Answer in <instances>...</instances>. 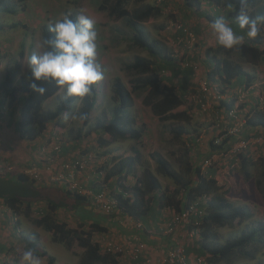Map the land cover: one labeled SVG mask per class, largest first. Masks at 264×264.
I'll return each instance as SVG.
<instances>
[{
	"label": "trees",
	"instance_id": "obj_1",
	"mask_svg": "<svg viewBox=\"0 0 264 264\" xmlns=\"http://www.w3.org/2000/svg\"><path fill=\"white\" fill-rule=\"evenodd\" d=\"M9 1L0 0V14L2 12L12 13L15 10ZM18 1L24 3L26 0ZM178 1L181 8L186 11L185 13L194 17L195 24L192 27L198 33L200 32V36L195 35L190 27L176 21L175 23H180L182 26L175 30L177 35L175 41L183 39L181 45L186 47L185 40L191 32L195 38L193 43L195 48L192 52L195 57L190 58L195 64L205 69V76L211 83H218L223 89L222 99H224H221L214 109L218 115L217 119L209 124L211 131L206 130V136L209 138L202 141L203 137H191L190 135V125L199 110L198 107L196 109L195 105H189L185 110L179 109L189 102L185 98L186 85L192 81L196 82L197 74L192 69L183 67L176 71L178 72L176 74L174 67L178 62L177 59L175 60L171 52L158 40L151 38L144 27L146 22L162 15V6L165 2L150 4L147 0H102L99 4V11L107 12L109 17L125 22L131 31L130 43L133 47L147 52L148 57L135 56L133 61L126 65L127 71L132 75L130 89L119 77L112 80L109 90L115 104L109 117L96 120L94 127H91L90 123L91 114L98 106L100 93L97 89H93V94L81 101L82 105L76 113L77 118L81 113L86 114L87 118L84 120L78 118L80 127L76 129L73 137L71 133L74 131L64 130L59 120L63 114L73 110L75 102L79 101L77 98H66L65 96L53 111L44 109V103L60 89L52 83H47L42 85L47 88L44 96L33 93L29 86L30 71H28L27 78L20 82L18 88L16 87L24 56L22 44L18 57L7 66L3 80L0 82V105L4 104L5 99H9L10 104L18 103L13 110L17 118L15 127L29 141L36 142L39 139H45V135L50 130L53 134L51 137L48 136V139L54 138L55 133L58 132L56 129L62 128L61 138L65 142L76 143L78 146L77 154L66 158V161L74 162L78 161L79 157L87 156L84 150L88 142L86 139L91 133L97 137L99 146L102 147H108L117 141L138 142L141 140L144 129L137 125L136 118L129 110L134 104L132 93H142L144 95L143 105L149 108L161 122L167 123L172 138L182 141L183 154L178 160V168H175L159 153L152 155L156 173L169 180L174 186L173 190L169 192L167 189H162L157 177L142 164V153L136 147H132L130 154L127 155L118 149H112L110 153L104 151L106 152L104 154L105 163L101 165H96L98 162H92L95 159L91 158V161L84 162L83 168L77 166L76 170H82L79 174L89 170L88 179L92 182L88 191L96 195L105 190L106 197L116 202L120 213L141 222L143 228L150 225L148 228L145 227L146 232L143 237L148 236L147 232L150 235L158 232V237L163 238L160 227L164 225L161 224L163 223L162 214L167 211L180 212L182 209H195L201 213V218L198 219L201 225L197 237H187V231L190 228L187 226L185 230L182 229L181 236H178V242L185 238L182 244L189 247L194 245V252L199 257L198 259H203L206 264H232L233 258L237 255L253 259L258 246L264 245V222L255 221L250 227H242L237 236L222 241L219 234L220 229L240 228L245 220L251 218V214L245 207L228 201L227 186L220 184L216 177L221 169L212 167L206 168L203 172L202 164L205 158L215 152H228L232 145L241 139L264 137V133H261L264 132V103L259 104L261 96H264L262 93L264 85L256 87L251 96H248L249 91L247 90L256 83L257 72L262 68L260 64H264V29L257 39H246L242 46L225 50L218 46L210 24L222 14L228 16L238 14L240 0ZM246 10L252 16L264 15V0H248ZM69 14L72 19L78 17L75 12ZM175 23H173L174 26ZM231 23L233 28L239 31L235 21ZM49 25L41 29V40L54 35L48 32ZM196 48L198 51L195 50ZM200 48H204L201 56ZM232 54L237 57L238 62L231 60ZM200 57L203 60L202 64L197 60ZM165 69H172L174 72L169 70L170 77H167ZM179 74H182L181 80L176 78ZM178 83L183 84L178 86ZM239 92H244L242 94L248 98H241ZM242 120L244 124L240 126ZM230 131L237 133L231 135ZM253 131L259 134H253ZM192 132L196 133L197 130L192 129ZM102 135L107 136L108 139H101ZM220 137H223L221 142L215 144V139ZM44 142L40 144V149ZM201 146L203 152H200ZM65 147L66 143H61L58 150L54 151L49 148L47 151L52 155L57 154L54 156L58 157L59 167L65 162L63 156H60V153L64 154ZM248 149L246 153L234 157L233 160L239 163L240 178L234 182L236 174H233L231 181L235 190L241 192L253 178L250 168L258 166L260 171L255 177V189L264 200V144L250 146ZM115 151L118 152L113 155ZM140 167L143 168L142 171H138ZM130 177L133 179L132 183H128ZM35 184L37 183L24 173L17 175L16 180L0 175V200L11 215L8 220L9 224L5 222V225L12 228L15 234L17 233V237L26 249L31 248L34 255L45 259L47 264H56V259L41 248L39 233H18L20 223L18 219L14 220L16 216H23L34 227L49 233L51 241L62 245L66 250L72 249L75 245L80 248L78 264H120L118 257L123 256L124 258L125 251L120 254L102 252L98 241L93 239L95 233L99 235L106 231L104 227L92 223L87 227L80 225L77 229H72L65 223L58 222L55 217L57 209L64 208L71 203L67 200L71 195L74 194L75 204L84 203L88 199L91 203L93 200L91 196H82L77 191L70 190L60 191L62 194L57 195L56 191L37 187ZM38 201L47 203L46 211L41 216L34 214L32 210V206ZM113 215L115 214L107 216ZM150 228L154 232H151ZM138 230L137 233L140 231ZM186 246L184 247L187 248ZM8 260L11 261V259ZM8 260L3 264H8Z\"/></svg>",
	"mask_w": 264,
	"mask_h": 264
},
{
	"label": "rangeland",
	"instance_id": "obj_2",
	"mask_svg": "<svg viewBox=\"0 0 264 264\" xmlns=\"http://www.w3.org/2000/svg\"><path fill=\"white\" fill-rule=\"evenodd\" d=\"M101 1L102 0H26L24 3H20L18 0H10L9 3H12V5L15 7V10L12 13L2 12L0 14V80L4 76L6 66L10 65L11 62L18 57L22 44L24 56L21 63V72L16 81V87L18 88L20 82L23 79L25 80L27 78V74L29 71L28 58L34 52L39 53L41 51L38 45L41 42V29L43 28V26H47L51 23L54 24L56 21L62 20L71 12L77 13L78 16L86 15L92 18L95 22L96 31L98 33L97 62H99L105 69L104 79L94 87V89H97L99 91L100 95L98 96V106L91 114L92 119L90 125L91 127H94L96 120L108 118L110 115V111L115 104L114 98L109 90L112 80L116 77H119L127 86V88L130 89V80L132 78V75H130L127 71L126 65L131 63L135 56L140 55L148 57V54L147 52H144L132 46L129 41L131 31L125 25V22L123 20L113 19L108 16L107 12H101L98 10V6ZM147 2L150 4L165 2V4L162 6V15L146 22L144 24V27L151 38L158 40L162 44V46H164L171 52V54L174 56V59H177L178 62L175 63V66L177 67L175 68V73L178 74V72L176 71L182 69L183 62L195 63L194 60L190 58L195 57H193L192 54L195 47L194 44L192 45V43H189V47H184L177 44V41H175L177 35L175 29H173L175 28L173 27V23H175L176 21L180 22L186 27H190V30L193 31L195 35L200 36V32L198 33L192 27V25L195 24L194 17L189 16L187 13H185L186 11L181 8L178 0H163L161 2H159L158 0H147ZM129 8H131V6H129ZM195 50L198 51L197 48ZM202 50H204V48L200 50L202 53L199 51V53H201L200 56L204 53ZM181 57L183 58V60H179L181 59ZM201 58L202 57L197 60H199V63L202 64L203 60ZM231 60H233L234 62H238V59L234 54L231 55ZM260 65L262 68L257 72L255 82L264 81V64L261 63ZM169 70L174 72V70L172 69ZM169 70L165 69V74L167 77H170ZM194 72L197 74L196 82L191 80L192 82H190L189 85H186L187 91L185 93V98H188V103L191 104L185 103L184 106L179 108L180 110H185L189 105L194 106L195 102L192 101L191 98L192 96L196 97L198 94V82L204 77H207L205 76V69L203 67H200L199 65L197 66V70ZM213 84L214 86H219L218 83ZM132 96L134 104L129 112L131 113V115H133L134 118H136L137 125L139 127L142 126V128L144 129L141 140L138 142L117 141L115 143H112L108 147H102L99 146L100 143L97 141V137L91 133L86 139L88 140V142L84 153H86V155H90L91 158H94L95 160H92V162H98L96 163V165H101L104 162V154L106 152L110 153L109 151H111L112 149H118V151L121 150L123 154L127 155L130 154L129 152L132 147H136L142 153V164L146 166V168L149 169V171L157 177L163 190L167 189L169 192H171V190H173L174 188L173 184L169 180L156 173L152 155L153 153H159L175 168H178V160L181 159V156L183 154L182 141L172 138L171 134L168 131L167 123L161 122L152 114L149 108L143 105L142 99L144 95L142 93H132ZM64 97V90L60 89L53 97L49 98L44 103V109L53 111L58 106V104L61 103ZM75 103L76 104L73 110H71L69 113L63 114L61 116V119L59 120L63 125L64 130L68 131V129H72L74 131L71 133V136L73 137L76 133V129L80 127L78 118L73 117H77V110L82 105L81 101H76ZM215 114H203L198 110L190 125L191 137L195 136L200 138L201 136L203 137L202 141L205 140V138H209V136H206V130H209V132L211 131V126H209V124L214 121L212 119V116H215ZM192 129H196L197 132H192ZM57 130L58 132L55 133V136H59L63 131L62 128L56 129V131ZM101 139L107 140L108 137L102 135ZM49 143L50 141H47L45 142V145H50ZM118 151L113 152V155H116ZM201 151L203 152V147L200 148V152ZM48 153L51 154L50 152H47L46 154ZM222 161H225L226 163L224 166L218 165V168H220L221 170L223 169V171L221 172L220 170L216 177L219 180L220 184L227 186L228 201L232 204L245 207L249 214H251V218L245 220L240 228L233 229L224 227L220 229L219 234L221 240L223 241L227 238L237 236L239 234V230L242 227H250V225H252V223L255 221L264 222V200L260 197L255 189V177L259 174L260 171L258 166L250 168L251 173L253 174V178L241 192H238L235 190L234 184L231 181V175L236 174L233 181H238L240 178L239 168L232 167L228 170L226 168L231 164L230 161L227 159L221 160V164H224V162ZM213 168L215 167L213 166ZM142 169L143 168L140 167L138 171H142ZM204 170L206 169H203V172ZM132 182L133 179L130 177L128 183ZM165 214H162L163 218L165 219H168L171 215L170 211H167V213ZM125 223L129 224L127 222H123L121 224L123 225ZM28 226L29 225L25 222V228H27ZM31 226L34 227L32 224ZM34 228L36 229V227ZM124 228H126V226ZM28 230L27 233L36 232H31ZM37 232L40 235L39 243L41 245V248L47 251L49 255L53 256L56 259V264H65V262H67L68 264H78V253L79 251H81L80 248L75 245L72 247V249L66 250V248H64L62 245L53 243L51 241V236L49 233L44 232L40 228H37ZM137 235L140 237L139 233H137ZM129 236L130 237H125L123 239H125L126 243L131 246L134 235ZM93 239L98 241L100 247L101 242H104L102 239L107 241L112 240L109 237L105 238V236L100 235V233L99 235L98 233H95ZM176 239L174 241H176ZM184 240L185 238H183L181 242H184ZM117 243H120V245ZM111 244L117 245L121 248L125 247L130 249V247H127L126 244H121V242H111ZM181 244L182 243H177L175 244V246ZM163 248L164 245H159L157 252L154 251V257H156V259L162 255L161 252ZM26 250L27 249L25 248L23 251L20 250L18 252L19 255H13L14 261L16 260L18 264H25V262L23 261V254ZM101 251L104 252L103 247H101ZM122 257L123 256L118 257V259L120 260V264H135V262L131 261L126 254L124 258ZM154 257L151 256V261L147 264H153L152 262L154 260ZM233 259L234 260L232 264H264V245L258 246V250L254 254L253 259L244 255H237ZM137 263H139V261H137ZM34 264H47V262L45 259L34 255Z\"/></svg>",
	"mask_w": 264,
	"mask_h": 264
},
{
	"label": "crops",
	"instance_id": "obj_3",
	"mask_svg": "<svg viewBox=\"0 0 264 264\" xmlns=\"http://www.w3.org/2000/svg\"><path fill=\"white\" fill-rule=\"evenodd\" d=\"M190 54V53H188ZM188 58V56H187ZM7 68V66H6ZM177 68V67H174ZM176 78L182 79V75H177ZM3 80V78L0 80V82ZM179 80V81H180ZM256 81V80H255ZM183 83H178L179 85H182ZM221 87V86H219ZM252 87V88H251ZM249 89L248 96H251L254 94V89L257 87L255 84H252ZM246 91V90H245ZM248 96H245L248 98ZM224 99V98H223ZM222 99V100H223ZM18 103L13 102L10 104L9 99L4 100V104L0 105V167H11L13 171H10L6 173V177L16 180L17 175L22 174V169L27 167H37L41 170V180L39 183L35 184L37 187H44L46 189H51L53 191L57 192V195H61L62 191H68L64 187V185L60 183H53L50 181V176L52 175L50 171L46 170V167L48 165H52L56 167V170L54 173H58L60 167L57 164V155L55 153L52 154H41L40 152V144L45 141H51L52 138L48 140V136H52L53 132L51 130L45 135V139H39L36 142H32L26 139L25 135L22 136L21 132L16 129L15 124L17 121L16 115L13 114V110L16 108ZM217 114L215 116H212L213 120L217 119ZM244 120L240 121V126H243ZM262 134L264 132H261ZM252 134V133H251ZM253 134H259L254 133ZM66 147L64 148V154L60 153V156H63V159L68 157H72V155L77 154V145L76 143H69L68 141L65 142ZM50 160H53L51 162ZM59 161V160H58ZM89 170L83 171L81 174H78L76 177V181L79 186L82 188L86 187L85 189L88 190L91 185L92 180L89 178ZM2 175V176H5ZM57 189V190H56ZM61 191V192H60ZM74 195V194H73ZM73 195L71 197L67 198L70 204L64 206V208H59L56 210L55 217L58 222L65 223L69 228L77 229L80 225L87 227L88 225L95 223L101 227H104L106 229L105 232H103L100 235H103L106 237H109L112 239L111 241H107L102 239L106 242H121L124 245H128L125 241V237H130L129 235L137 236V231L133 227V220L129 219L127 216L120 214H115L113 216H107L105 215L100 208L94 205L93 202L89 203L88 201L81 203V204H75V200L73 198ZM80 195V193H79ZM83 196V195H82ZM55 197V196H54ZM47 203L45 201H38L34 203L32 206V210L34 214H37L41 216L46 211ZM164 215V214H163ZM11 218L10 211L3 205L2 201L0 200V264H3L4 261H7L8 259H11L9 261L10 264H18L17 261H14L15 254H18V252L21 250L23 251L25 247L23 246L22 242L17 237V233L15 234V231H13L12 228L8 227V225H5V222H8ZM18 219L20 223V227L18 228V233L22 234L27 233L28 231H36L34 227L31 226V224L28 222L26 218L23 216H16L14 220ZM165 218H163V223L165 222ZM25 222L29 225L27 228H25ZM123 222H127L129 224H121ZM160 222V221H157ZM156 222V223H157ZM155 223V222H154ZM149 225V224H147ZM158 225V224H156ZM165 225V224H164ZM164 225H161L160 230L163 234L162 227ZM126 226V228H124ZM150 226V225H149ZM149 226H145L148 228ZM144 227V228H145ZM182 229L185 230V228H178L176 229L171 235L168 237H165L163 234V238L160 239L158 237V232H154L151 228L150 231H153L154 234L150 238H145L147 236H144L143 239L149 240L148 241V248H147V254L149 257H154V251L157 252L159 245H171L175 247V244L182 243L178 242L176 238L178 236H181L180 234L183 232ZM38 233V232H37ZM142 233V232H141ZM176 239V241H174ZM129 242V241H128ZM174 242V243H173ZM177 242V243H176ZM151 243V244H149ZM120 245V243H117ZM185 248V256L187 258L188 264H199L197 254L194 252V245L193 247L186 246ZM18 250V251H17ZM17 252V253H16ZM14 255V256H13ZM19 255V254H18ZM161 257V256H160ZM127 259V258H126ZM153 264L155 263L156 257L153 258ZM159 259V257L156 259V261ZM8 263V264H9ZM65 264H68L65 262ZM136 264V263H135Z\"/></svg>",
	"mask_w": 264,
	"mask_h": 264
},
{
	"label": "clouds",
	"instance_id": "obj_4",
	"mask_svg": "<svg viewBox=\"0 0 264 264\" xmlns=\"http://www.w3.org/2000/svg\"><path fill=\"white\" fill-rule=\"evenodd\" d=\"M247 3L248 0H240L238 14L234 16L222 14L210 24L218 46L225 50L242 46L246 39H257L264 29V15H250L246 10ZM233 20L239 31L233 28L231 23ZM48 32L54 35L51 38H43L38 45L41 51L34 52L28 58L31 91L44 96L47 88L42 85L52 83L65 91L66 98H77L82 101L90 97L94 87L105 76V69L97 62L98 33L94 20L86 15L72 19L69 14L62 20L50 24ZM78 118L84 120L87 116L81 113ZM141 232H138L140 237L138 235L137 237L143 239L145 228ZM147 234L146 239L154 233ZM146 239L143 240L148 244ZM177 246L164 245V248ZM23 261L25 264H34V252L31 248L24 252Z\"/></svg>",
	"mask_w": 264,
	"mask_h": 264
},
{
	"label": "built area",
	"instance_id": "obj_5",
	"mask_svg": "<svg viewBox=\"0 0 264 264\" xmlns=\"http://www.w3.org/2000/svg\"><path fill=\"white\" fill-rule=\"evenodd\" d=\"M159 2L163 0H158ZM180 23H175L174 29L178 30L181 28ZM183 39H178L177 44L181 45V42ZM187 41V43H186ZM195 42V38L193 37V34L189 32L188 38L185 40V46L189 47V43ZM197 64L192 63V62H184L183 63V68L185 69L190 68L193 71L197 70ZM255 85L258 86H263L264 81L256 82ZM198 94L196 97L192 96V101H194V105L197 109L199 108V112L203 114H208L213 113L215 114V105L217 106L219 104V101L222 99V91L219 86H214L213 83H211L206 77L201 79L198 82ZM241 98H245V96L242 94L244 92H239ZM264 94V90L262 91ZM188 99V98H186ZM189 100V99H188ZM264 103V96H261L259 104L261 105ZM232 113H230L231 115ZM210 115V116H211ZM236 131H230V134H236ZM61 135V133H60ZM54 136L52 140L50 141V145H44L41 147L40 152L41 154H46L47 151H49V148L52 150H58L60 147L61 143H65V141L61 138V136ZM223 137L215 139V144H218L221 142ZM259 144H264V137H251L247 140H239L236 143L232 145V147L228 150V152H215L205 158L203 160L202 168H212L213 166L216 168L218 165L221 164V160H229L230 165L226 169H231L232 167H238L239 163L234 159L239 154L246 153L249 149L250 146H257ZM84 158V159H83ZM51 162L54 163L53 160H50ZM91 161L90 155H87L85 157H79L78 161H65L64 163L61 164L60 169L58 173H54L56 170L55 166L48 165L46 167V170L51 172L50 176V181L53 183H60L64 185V187L70 191H77L80 193V195H85V196H91L92 197V202L94 203L95 206L99 207L104 214H119L120 211L117 208L116 202L112 199H108L106 197V193L100 192L96 195L92 194L90 191H88L85 188H81L77 181L76 177L78 176L79 172L82 170H76V167L79 166L80 168H83L84 162ZM221 164V166L225 165ZM13 169L11 167H0V175H5L7 172L12 171ZM22 173L27 175L30 179H32L34 182L39 183L41 180V170L35 166L33 167H27L22 169ZM169 212V211H168ZM170 217L167 219L165 222V226L163 227V234L164 235H171L176 229L178 228H185V227H190L189 230L187 231V237L188 238H195L197 237L199 233V226L200 221L198 219L201 218V213H198L195 209L188 208V209H182L180 212H171ZM130 219V218H129ZM133 220V219H131ZM133 227L138 230L139 232L143 231L144 228L142 226V223L133 220ZM185 241V240H184ZM131 242V241H130ZM184 243V242H182ZM184 244L178 245L176 248H163L161 252V257L156 261V264H188L187 263V258L185 256V250H184ZM101 247H103L104 252L107 253H114V254H120L121 252H126L125 254L129 257V259L136 264H147L151 261L149 255L147 254V248L148 244L146 241L143 239L134 236L133 242H131L130 249L129 248H121L117 245L111 244L110 242L104 241L103 243L101 242ZM139 261V263H137ZM199 264H206L204 263L203 259H198Z\"/></svg>",
	"mask_w": 264,
	"mask_h": 264
}]
</instances>
